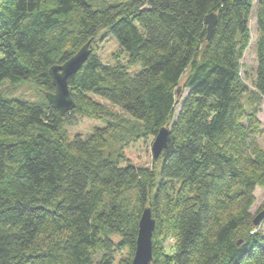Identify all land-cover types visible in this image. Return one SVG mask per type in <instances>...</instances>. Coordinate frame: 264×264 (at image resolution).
I'll use <instances>...</instances> for the list:
<instances>
[{
	"label": "trees",
	"instance_id": "trees-1",
	"mask_svg": "<svg viewBox=\"0 0 264 264\" xmlns=\"http://www.w3.org/2000/svg\"><path fill=\"white\" fill-rule=\"evenodd\" d=\"M254 15L250 93L240 72ZM106 37L119 46L113 64L94 52ZM89 42L69 80L76 108L61 116L45 96L50 70ZM7 82H32L45 98L9 97ZM96 98L135 121L117 151L112 123L67 135L80 117L107 120ZM263 100L264 0H0V264H132L147 207L161 238L151 264H264L251 214L264 188ZM162 128L168 146L155 160Z\"/></svg>",
	"mask_w": 264,
	"mask_h": 264
},
{
	"label": "rangeland",
	"instance_id": "rangeland-1",
	"mask_svg": "<svg viewBox=\"0 0 264 264\" xmlns=\"http://www.w3.org/2000/svg\"><path fill=\"white\" fill-rule=\"evenodd\" d=\"M255 2L257 0H254ZM93 8L98 9L97 6L94 4V1L90 2ZM256 5V3H255ZM251 28V44L249 49L247 50L244 59L241 61V82L243 85L248 88L250 93H253L256 91L255 89V83H256V70H257V53H256V42H257V28H256V19L255 15L253 16V19L250 24ZM103 32V31H102ZM102 32L99 34L101 36ZM98 36V37H99ZM94 52H96L102 59L104 63H111L113 64V54L119 53V46L113 37H106L102 40L98 39L97 42L94 44ZM141 65H137L134 67L133 72L140 71ZM184 84V79L182 81V85ZM2 89L8 93L9 97H15L19 99H24L27 101H42L45 96L42 91L38 89V87L33 84L32 82H23L16 85H13L11 83H5L2 86ZM188 91L183 92V99H185L188 95ZM100 103L104 105V108L107 111L108 116L107 120H93L89 118H78V123L74 127H67V135L72 140L76 136H81L83 139H87L92 132L96 128H103L106 126V122L112 123L113 125H116V127L119 126L120 131H116L112 133V135L109 137L110 142V149L112 151H117L120 147L119 142L121 139H123L127 134V130L129 128H132L133 125H135V121L127 115L125 112H123L118 107H115L108 103L107 101H104L100 98H96ZM260 115L259 119L262 122V129L263 133L258 138V143L261 147H264V100L260 103ZM122 126V128H120ZM121 143V142H120ZM156 184L158 185L161 181L160 175L157 176ZM155 193V191H154ZM255 196V202L254 205L251 208V214L256 217L260 212L264 210V188L263 187H257L254 193ZM158 229L155 233V240H160L161 238H158L157 234ZM256 232H258L260 235L264 236V221L262 224L257 228ZM162 238L164 241V248L169 250L170 248H173L175 246V240L172 236H163Z\"/></svg>",
	"mask_w": 264,
	"mask_h": 264
},
{
	"label": "water",
	"instance_id": "water-1",
	"mask_svg": "<svg viewBox=\"0 0 264 264\" xmlns=\"http://www.w3.org/2000/svg\"><path fill=\"white\" fill-rule=\"evenodd\" d=\"M217 23L215 15L211 14L206 19L208 26V40L211 38L214 28ZM92 42L84 45L73 57L62 65H57L51 68L50 76L52 79L55 91L46 93V98L53 109L58 111L61 116H65L76 108V103L72 97L69 87V80L76 75L83 65L89 59L92 50ZM179 95V94H178ZM170 131L167 128H162L158 133L152 147L153 157L158 160L163 151L168 146ZM264 221V210L260 212L253 221L257 228ZM156 229V220L153 218L152 209L147 207L144 209L138 230V239L136 252L132 264H151L153 257V236Z\"/></svg>",
	"mask_w": 264,
	"mask_h": 264
}]
</instances>
